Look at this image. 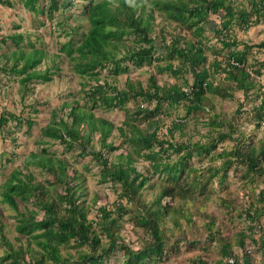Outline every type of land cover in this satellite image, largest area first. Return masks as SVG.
Here are the masks:
<instances>
[{
  "label": "trees",
  "instance_id": "1",
  "mask_svg": "<svg viewBox=\"0 0 264 264\" xmlns=\"http://www.w3.org/2000/svg\"><path fill=\"white\" fill-rule=\"evenodd\" d=\"M80 1H89L81 12L89 27L79 34L80 28L69 26L70 15L69 12L64 14V9H70ZM20 2L24 9L33 13L39 26L49 22L56 27L52 16L60 12L62 20L57 25L58 28H64L68 40L61 43L59 50L65 53L71 69L87 80L82 85L83 96L80 99L65 101L53 111L49 124L41 129L38 144L49 146L58 142L66 151L79 149L82 156L90 151L93 161L100 165L99 181L111 184V188L117 190L120 187L121 191L118 192L119 200L113 204V211L103 206L97 209L96 217L91 218V208L80 201L84 179L76 170H73L74 176H69L67 160L60 161L53 154L49 155L47 147H43L41 153L30 154L25 161V168H41L43 173L53 175L55 182L50 183V188L46 190L44 185L35 181L32 172L25 174L16 170L1 188L0 195L3 198H0V202L17 213L16 232L33 239L42 249L33 252L32 247H21L12 256L23 260L24 253H29L31 261L28 264H106L116 251L122 250L126 264H152L168 258L171 254L168 250L177 252L174 244L179 241L172 243L166 236L167 218L174 224L173 230H176L184 244L190 238L181 220L187 219V228L195 236L193 232L197 222L194 216L199 215L197 220L206 232L205 239H194L184 244L186 248L189 247V251L193 248L202 250V254L190 257L192 264H237L238 250L245 254L243 264H250L252 257H249L246 249L247 238L253 246H259L264 259V225L260 224L264 218V206H255L251 202L250 207L244 210L250 220L248 230L239 231L234 238H226L222 232L231 228V222L236 217L244 216V213L238 211L236 201L232 202L230 208L228 202L219 201V198L215 200L212 196L218 191L214 186V178L223 182L236 165L245 168L241 181L258 178L264 184V137L259 140L257 147L252 134L241 129L239 115L243 114V103L231 115L215 114L205 104L209 96L226 100L233 99L235 90L243 92L245 97L250 90H254L258 98L262 97V102L253 108L251 114L248 113L249 121L255 122V128L264 126V83L257 81L258 77L264 75V57L255 59L252 65L247 57L254 48L264 53V41L257 45L240 41L233 29L235 25L238 27L242 24L244 30L248 31L250 26L264 21V0H249L248 7H237L234 0ZM0 4L9 8L14 5L9 0H0ZM162 16L167 25L158 30L157 37H153L155 21ZM212 16L215 19L211 20ZM208 32L216 36L221 48L208 45ZM26 35L15 32L0 37L1 45L12 43L15 47L11 52L14 63L0 64V70L14 72L21 77L19 82L23 86V97L32 90L35 81L51 80L50 68L46 71L36 69L46 54L35 50ZM132 36L133 39H130ZM159 38L161 44L157 45ZM241 44L244 45L243 49L239 47ZM209 51L215 55L212 63L208 62ZM219 56L223 58L221 61L217 59ZM53 61L54 67L59 68L56 60ZM153 62L157 63L156 69L160 73L170 72L175 76L183 74V86H159L151 74L146 91L141 86L134 87L130 77L126 78L128 90H119L118 86L108 80L103 82L100 78L104 69H108L110 75H119L130 70L129 64L142 66ZM222 74H225V78L215 85L216 77ZM91 81L95 84L91 85ZM141 98L148 106H137L134 117L126 120L123 128L118 127L125 142L134 146L133 152L120 155L117 162H111L114 152L118 150V146L109 140L115 125L108 119L98 117L96 110L122 109L128 113L126 109L129 101ZM81 100L83 103H80ZM162 101H167L168 107L187 103V117L193 113L198 119L197 113H205L207 120L201 122L207 132L200 135L196 142L193 137H187L182 143H172L171 140L160 139L157 124L148 126L147 132L132 124L133 120L155 117L162 110ZM152 103L158 104L151 111L149 106ZM10 118L19 127L25 125L28 133L35 124L32 117L6 113L0 117V129L7 128ZM188 123L189 119L172 121L171 135L181 132L180 136L184 139ZM98 146L99 152L95 150ZM140 158L149 163L152 173L149 169L146 172L138 170L137 161ZM156 175L162 176L164 180L153 182ZM59 186H64L63 190L59 191ZM212 186L215 188L211 189L212 193L208 192L206 200L197 202L198 195H203ZM53 189L56 190L54 195L51 194ZM149 196L152 197L151 203H147ZM248 197L252 201L255 198L264 199V190L259 194L252 192ZM210 201L214 210L206 212L204 208H209ZM40 212H44V217L38 221ZM126 215H130L135 229L143 228L150 237L144 249H131L119 236V218ZM216 215L222 216V219L227 216L229 220L220 221ZM256 232H259L258 239L255 237ZM171 238H174L173 235ZM213 242L214 245H211ZM71 249L76 250L75 260L68 251ZM62 250L68 253H62ZM215 251H218V258L210 260ZM230 259L234 262L231 263Z\"/></svg>",
  "mask_w": 264,
  "mask_h": 264
},
{
  "label": "rangeland",
  "instance_id": "2",
  "mask_svg": "<svg viewBox=\"0 0 264 264\" xmlns=\"http://www.w3.org/2000/svg\"><path fill=\"white\" fill-rule=\"evenodd\" d=\"M14 5L13 7L3 6L0 4V37L6 36L9 34H13L15 32H23L26 35V38H29L33 44V48L35 50H39V52L43 51L46 56L42 59L41 64H39L36 69H40L42 71H46L50 68L51 71V80L50 81H35L32 84V90L24 95L23 86L19 82V78H21L16 73L5 72V70H0V117L2 114L11 113L16 116L23 115L24 118H30L34 120V126L27 132V127L23 125V127H19L16 121L11 118L8 120L7 128L5 130L0 129V191L3 185L9 180L11 174L20 170L25 174H29L32 172L35 175V181L37 183H41L46 188H50V183L55 182V177L51 174L43 173L41 168H36L31 166L30 168H25V161L32 153H41L43 147L48 148L49 155H54L56 159L63 161L67 160L69 163L68 172L69 176H74L73 170H76L84 179V186L81 190V203L84 205H88L91 209V215L89 217H96V211L100 207L106 206L110 211L114 210L113 204H115L118 200V192L121 191V188L115 189L111 188V184H105L99 181L101 177V169L100 165L93 161V157L89 154L80 155V150L77 148H73L72 150L66 151V149L60 143H53L49 146H44L42 144H38V140L41 138V129L46 127L51 119L53 111L60 107L65 101H74L76 99H80L83 96L82 85L87 82L86 79L78 76L75 71H73L70 67L71 64L68 63V59L66 58L65 53L60 52L59 48L61 43H64L68 40L67 36H65L64 28H58L57 22L62 20L59 17V13H54L52 22L56 27L53 26L52 23L47 22L46 25L39 26L38 20L34 18L33 13L24 9L20 0H9ZM235 6L237 7H248L249 0H234ZM47 3V2H45ZM85 2H79L78 5L68 9H64V14L69 12L70 17L68 18V24L74 29L80 28L79 34L82 31H86L89 27L88 21L81 14L82 10L85 8ZM215 19V16L210 18ZM167 21L165 17H157L155 21V31L152 36L157 37L158 30L161 29L162 26H166ZM71 29V28H70ZM68 29V31L70 30ZM234 31L239 37L240 41H247L252 43L253 45L260 44L264 41V21H261L257 25L250 26L249 30H244V26H234ZM29 33V34H28ZM186 34L188 33L185 32ZM190 34V33H189ZM35 35V36H34ZM38 36V37H37ZM208 38V45L215 46L217 48H221L222 45L210 32L206 34ZM133 39V36L130 37ZM157 45L161 44V39L159 38ZM12 43L0 44V64L2 65H11L14 63L13 57H11V52L15 50V47L12 46ZM240 49H243L244 45L241 44ZM29 50V48H27ZM162 56V55H161ZM208 62L212 63L215 58V55L209 51L207 52ZM9 57V58H8ZM249 63L254 64L255 59H262L264 57V53L259 52L257 48H254L250 54L247 55ZM60 58V59H59ZM218 61H221L223 58L221 56L217 57ZM56 60V65L59 67H54ZM22 61H20L19 65H21ZM178 62H176L177 64ZM163 65V63H160ZM157 63L153 62L151 65L142 66H133L129 64L130 70L126 73H121L119 75H110L108 70H102L100 74L101 80H108L112 84L119 87V90H128L127 79L130 77L131 84L138 88L141 86L143 91H146L149 86L150 76L153 74L155 77V82L159 86H166V88H170L174 85L183 86L185 77L183 74H179V76H175L170 72L160 73L156 69ZM20 67V66H19ZM225 67V65H224ZM250 68V67H249ZM251 69V68H250ZM8 73V74H7ZM109 76V77H108ZM221 78H225V74L219 75L216 77L215 85L220 84ZM190 82L191 79L189 80ZM257 81L264 83V75L257 78ZM257 83V82H256ZM260 83V84H262ZM91 85H94L95 82L91 81ZM263 85V84H262ZM186 89V87L184 88ZM132 95V93H130ZM233 99L222 100L220 98H216L213 96H209L208 100L205 101V104L208 108H212L215 114H233L237 111L239 105L243 103V114L240 113L239 118L241 120V129L245 131V133L252 134V140L256 143L257 147L259 146V140L264 137V126L262 128H255V122L249 121L251 111L253 108L260 104L262 101V97H257L254 90H250L245 97L244 93L238 90L233 91ZM80 103H83L81 100ZM155 104L152 103L149 106L151 111L155 108ZM139 105H147L146 102H142L141 99H131L127 104L126 113L122 109H113L111 111H106L104 109L96 110V115L98 117H102L108 119L112 123H114L115 128L113 129V133L109 140L113 141L116 146H118V150L114 152V156L111 162H117L120 158V155H127L128 152H133L134 146H132L129 142H125L124 137L122 136V132L118 129L119 126L123 128V123L129 118L134 117V113L137 110V106ZM188 104H174V106L168 107L167 101H162L160 106L162 110L155 117H148L145 120H133L132 124L137 125L141 130L147 132L148 126H155V124L159 125V136L162 140H171L172 143L178 142L182 143L187 137H193V141L196 142L200 139V135H204L207 130L205 126L202 125L201 121H206L207 117L205 113H197L198 119L194 116L195 114H191L190 117H187L188 110L186 108ZM32 106V109L30 108ZM148 106V105H147ZM168 113V114H167ZM10 117L9 115H7ZM241 116V117H240ZM139 118V117H138ZM179 119H189V126L185 129V138H181V132H174L173 135L170 133V129H172V121H179ZM264 125V124H263ZM117 127V128H116ZM10 129V130H8ZM10 131V132H9ZM252 131V132H251ZM222 148V145L219 146V149ZM99 152V146L96 148ZM136 155H134L135 157ZM220 164V162H219ZM149 163L146 161L140 160L137 161V168L140 172H146V170L152 173V170L149 168ZM245 174V168L243 165H236L234 169L231 170L229 176L224 179L223 182H220L218 178H214V186L217 187L218 191L215 192L212 196L213 199H218L219 201L224 200L229 203L230 208H232V202L236 201L238 204V211L244 213V210L250 207V203L253 202L255 206L262 207L264 206V199L255 198L253 201L248 197V195L252 192L255 194H259L264 190V184L261 179L256 178L255 180H246L241 181L242 176ZM164 180L162 176L156 175L155 178L152 179L153 182L158 183V181ZM249 181V182H248ZM214 186L207 188L204 191L203 195H198L197 202L206 200L205 197L208 195V192H211ZM59 191L63 190L64 186H59ZM63 187V188H62ZM58 191V188H57ZM53 192V193H52ZM51 194L54 195L56 190H52ZM150 195V192H147ZM2 200V195H0ZM263 199V200H262ZM85 201V202H84ZM152 202V197L147 198V203ZM207 203V201H206ZM126 205L127 202H124ZM193 205H196L194 203ZM211 201L208 203L209 208L205 207L206 212L213 211V207L211 206ZM33 209L32 206H30ZM196 208V207H195ZM23 210V208H22ZM64 212V211H63ZM62 212V213H63ZM237 213V212H236ZM17 213L12 210L8 205H4L0 202V264H28L31 261L30 254L24 253V259L18 258L15 259L12 255L21 250V247L28 248L32 247L33 252L41 251L40 246L33 240L22 235H19L16 232L15 226L17 224ZM236 215V214H235ZM199 215H195V219L197 224L194 226V235L189 232V227L187 228V219L183 218L181 220L183 229L186 231V235L191 240H204L205 239V230L201 225V222L197 220ZM44 217V212H40L37 216V220L40 221ZM117 218V216H115ZM218 220L228 221L229 218L227 216H223V219L216 215ZM120 221V234L123 242L129 246L133 250L144 249L147 243L150 240V237L145 233L143 228L135 229L134 222L130 220V215L124 216L122 219L119 218ZM167 218V222L165 223V227L168 228L166 231L167 237L169 241L174 243L175 251H168L170 256L165 258L162 261H155L152 264H192L191 258L196 255L202 254V250L194 249L189 251V247H185L184 244H188V242H182L178 233L174 232V224L172 221ZM232 227L229 229H225L222 232L224 237L234 238L235 234L241 230H248V226H250V220L244 213L242 217H236V220L231 222ZM260 224L264 225V218L260 221ZM172 231V234H171ZM139 235V236H138ZM173 235L174 238H171ZM205 236V237H204ZM176 237V238H175ZM255 237L259 238V232L255 233ZM230 239V238H229ZM121 240V241H122ZM247 251H249V257H252L250 264H264V259H262V253L259 251V246H253L251 241L247 238ZM169 242V243H170ZM213 242L211 245H214ZM199 246V245H197ZM215 248V246H212ZM84 249H86L84 247ZM25 250V249H24ZM70 255H73L75 260L76 250L71 249L68 250ZM62 253H68L65 250H62ZM239 261L237 264H243V251L238 250ZM218 251H215L211 257V259L218 258ZM15 260V262H14ZM232 259H230L231 261ZM234 261V260H233ZM235 262L236 259H235ZM106 264H126L124 259V251L118 250L111 256L109 261Z\"/></svg>",
  "mask_w": 264,
  "mask_h": 264
},
{
  "label": "clouds",
  "instance_id": "3",
  "mask_svg": "<svg viewBox=\"0 0 264 264\" xmlns=\"http://www.w3.org/2000/svg\"><path fill=\"white\" fill-rule=\"evenodd\" d=\"M72 1H74V0H72ZM83 2H85L87 5L89 4V1H83ZM77 3H79V2H77ZM57 13V12H56ZM41 26V25H40ZM29 34V33H28ZM35 36V35H34ZM105 70V69H104ZM106 70H108V69H106ZM108 72H109V70H108ZM104 82V81H103ZM142 106V108H144V105H141ZM145 106H147V105H145Z\"/></svg>",
  "mask_w": 264,
  "mask_h": 264
},
{
  "label": "built area",
  "instance_id": "4",
  "mask_svg": "<svg viewBox=\"0 0 264 264\" xmlns=\"http://www.w3.org/2000/svg\"><path fill=\"white\" fill-rule=\"evenodd\" d=\"M230 262H231V263H233L234 261H233V260H231Z\"/></svg>",
  "mask_w": 264,
  "mask_h": 264
}]
</instances>
